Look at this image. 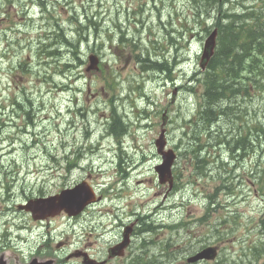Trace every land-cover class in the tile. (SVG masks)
Listing matches in <instances>:
<instances>
[{"label": "rangeland", "instance_id": "obj_1", "mask_svg": "<svg viewBox=\"0 0 264 264\" xmlns=\"http://www.w3.org/2000/svg\"><path fill=\"white\" fill-rule=\"evenodd\" d=\"M241 1L243 0H237L234 8L224 4L222 9L238 12L237 3ZM28 2V0H0V147H3L0 148V161L4 165V168L0 170V178L2 172L5 173L0 184L10 187L13 180L14 184L17 183L9 193L6 188L0 191V227L5 221H15L18 225L26 222L25 217L20 215V211L14 207V204L23 202L26 198L24 194H30L32 188L34 192L43 190V192L55 193L62 186L69 187L76 180L84 177L79 175V170L64 180H49L46 187L41 189L38 186L42 184L37 182L36 178H28L26 182H23V173H20V168L27 169L28 166L41 165V162L47 161L46 155H51L58 161L70 155L71 159L83 157L82 166L90 172L93 171L91 181L95 183L97 189L104 191L105 188L98 185H102L104 180L102 176L107 172L111 180L115 178L120 185L123 184L121 191L126 188L127 190L122 193L121 199L113 201L118 207L109 220L105 221L102 218L103 210L111 204L107 199L105 203L90 209L76 222L70 223L67 219L56 221L51 226V236L46 232V227L36 231L33 239L30 240L32 244L36 242L48 244L49 242L51 246H55L60 242L65 243L67 234L73 231L74 235L69 241L74 243L80 240L79 246L97 242L90 251L95 255H102L104 246L108 247L114 243L115 241L111 240L112 236H119L126 225L134 222V233H137L135 236L139 237L141 228H144L143 223L137 221L141 215L149 216L157 208L164 210L178 206L174 216L168 211L162 212L158 217L159 222L154 225L168 224V227H172L157 229L153 233V239L157 243L155 246H149L151 250L155 249L159 253L164 250L161 264L182 263L187 255L207 245H219L221 248L220 260L215 264H220L223 257H227L229 263L238 260L236 264H249L248 261L252 262L251 264H261L256 262L252 255L239 260V252H235L233 248L237 243L243 242L242 244L246 245L248 238H244L241 234L244 228L248 232V227L252 229L250 233L248 232L251 243L255 241L260 248L264 247V229L258 224V219L264 212V202L253 195L250 188L242 197V188L238 184L239 195L232 201L231 206L244 228L235 227L227 231L226 228L219 227L221 232H216L214 224L220 216L225 214L222 210L212 212L205 225L198 223L208 214L204 206L203 193H213L222 185L220 176H224V171H220L218 174L220 176H216L214 180L205 176L208 179L191 182L189 177L192 170L188 163L192 150L188 144L197 142L200 145L211 142L220 146L224 136L231 134L235 137L240 125L245 121L258 119L264 122L263 90L260 93L250 94H255L252 100L243 97L233 99V106H227L229 104L227 102L222 103L223 107L226 106L227 114L207 129L203 128L205 123L200 116L202 123L199 121L190 123L192 120H197L193 113L199 108L200 99L199 94L189 92L191 87L188 82L199 76V58L207 37H204V25L198 20L197 14L200 10H206V2L202 4L201 9L197 0H35L48 9L42 14L43 6L41 9L34 8L29 16L30 21L23 16ZM244 2L248 6L257 4L264 8V0H245ZM154 7L159 8L155 10ZM131 8H142L143 14L134 17L140 22L132 21L131 24L127 22L129 16L132 19V11H129ZM214 17L217 18V14H213L212 18ZM213 19L208 20V25L214 22ZM94 25L100 30L106 28L98 38L99 43H103L104 47L108 48L109 35H111L114 36L115 45L112 50L101 55L105 62L102 64V73L98 76L92 73L88 78L84 72L86 65H80L73 59L71 43L75 42L78 34L89 38V44L94 42ZM120 29L124 30L126 44L122 43V34L118 32ZM56 38L60 42H57ZM44 39L46 41H43ZM44 42L51 45H43ZM133 42L142 43L144 49L139 46V49L135 51L136 48L129 44ZM55 45L63 47L60 51L61 59L60 57L48 58L55 51ZM102 48L98 50V53ZM146 48L151 58L157 54L160 62L167 60L169 70L153 67H147L146 71L141 70V65L138 63L140 60L137 61L136 56L142 53L144 59L147 55ZM81 51H83L82 61L87 62L88 47H84ZM73 63L77 68L72 71ZM122 76L125 78L123 82ZM155 78L159 81V87L154 83ZM136 85L144 87V93L151 97L149 102L154 103L152 106L147 105V113L155 114L158 110L160 114L165 109L169 112L174 130L170 131L168 147L173 149L175 145L183 144L176 167L178 186L176 191L168 196L166 195L167 187L159 185L154 171L160 160L153 147V142L160 132L159 127L155 131L153 125L141 131H135V127H130L131 135L135 134L138 146L127 139L128 154H122L121 159L114 158L119 153V147L105 132L108 129L106 122L112 117H109L112 101L118 107L119 114L125 116L127 113L128 118L134 121L139 115L138 109H142L147 104L146 99L142 98L135 89ZM181 86H184L183 89L180 88ZM88 87L93 93L103 92L105 95L99 96L98 100H85L86 106L90 108L88 118L91 123H83L82 115L77 113L74 118L72 115H66V112L73 113L77 109L76 105H73L75 98L83 102L81 93L75 92L79 90L86 92ZM172 93L176 95L178 93L176 100ZM12 106H16L15 109ZM20 109L30 111L27 119ZM60 111L63 115H59ZM142 114L145 115L143 112ZM12 117L16 119L20 117V121L13 120ZM232 117L233 119L229 121ZM71 120L76 124L70 123ZM159 123L160 120L158 125ZM86 125L89 127L88 131L92 130L89 136L84 135ZM181 126L185 131L184 139H181L182 133L177 131L181 129ZM26 132L30 135L25 136ZM129 137L131 136L127 135L124 138ZM32 140L37 141L33 145L35 149H29L31 146L27 148L24 144V141L27 145L32 144ZM80 142L83 146L76 147ZM129 147H133L132 153ZM196 149L198 150V147ZM256 150L258 155L245 158L243 165L241 161L239 163L238 172L240 171L243 184H245L244 181H250V178H247L250 163L261 156L264 157V149L262 152L260 147ZM199 153L203 154V150H199ZM105 154L109 156L108 161L105 159ZM220 154L226 160L230 157L229 152H220ZM32 157L38 159H31ZM120 160L123 161L122 169L119 168ZM140 161L143 164L141 169L132 172L129 177L125 172L127 167L130 166L128 170H131ZM127 162L130 163L127 164ZM111 170H117L119 176H112ZM201 191L204 192L201 193ZM218 198L223 202L232 200L233 196L221 190ZM119 219L121 223L119 222L116 227L120 228L114 232L111 225H115L114 220L119 221ZM144 223L147 226L146 222ZM184 223H187L186 228H182ZM192 224L197 226V239L192 235ZM179 225H181L179 229L174 228ZM232 231H234L233 235ZM24 235L28 234L24 233ZM44 235L50 236L46 242L44 238H48ZM143 235L145 234L140 236L143 237ZM141 246L143 245H137L135 256L138 253L145 255V250L141 249ZM240 249H242V255L246 254L245 249L237 248V250ZM68 250L63 248L59 252L66 255ZM141 258L145 260V263H151L150 259ZM156 259L160 260L159 257Z\"/></svg>", "mask_w": 264, "mask_h": 264}, {"label": "trees", "instance_id": "obj_2", "mask_svg": "<svg viewBox=\"0 0 264 264\" xmlns=\"http://www.w3.org/2000/svg\"><path fill=\"white\" fill-rule=\"evenodd\" d=\"M257 17L254 16L255 23L249 26L248 38L243 25L231 23L225 27L219 54L204 75L208 110L216 102L223 107L222 103L230 97L245 98L264 89V38L258 26L264 21ZM228 103L227 106L234 105V101ZM210 114L208 120L215 116L213 112Z\"/></svg>", "mask_w": 264, "mask_h": 264}, {"label": "water", "instance_id": "obj_3", "mask_svg": "<svg viewBox=\"0 0 264 264\" xmlns=\"http://www.w3.org/2000/svg\"><path fill=\"white\" fill-rule=\"evenodd\" d=\"M214 45V36H212L208 42H207V45H206V52H205V57L207 58L208 57V50L211 51L212 47ZM159 171V168L157 169ZM160 174H161V177H163L164 175V170L163 168L160 169ZM207 257H210L211 256V252H206L205 253ZM200 257H202V255H200Z\"/></svg>", "mask_w": 264, "mask_h": 264}]
</instances>
